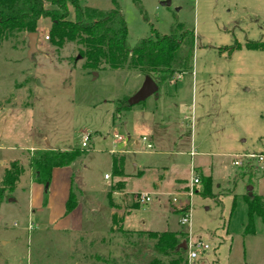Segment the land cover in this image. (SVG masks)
Listing matches in <instances>:
<instances>
[{
  "label": "rangeland",
  "instance_id": "obj_1",
  "mask_svg": "<svg viewBox=\"0 0 264 264\" xmlns=\"http://www.w3.org/2000/svg\"><path fill=\"white\" fill-rule=\"evenodd\" d=\"M112 1L79 4L108 10L114 7ZM114 1L131 46L152 29L168 35L173 23L195 36L191 72L166 82L143 101L160 124L153 151L164 153L155 156L154 166H139V176L124 178L123 196L110 195L119 204L116 218H121L122 230L178 232L185 240L206 244L205 251L193 248L197 258L188 264H264V224L255 218L254 234H242L248 187L264 195V51L244 46L247 41L264 42V0ZM68 11L72 20L70 5ZM49 27L48 18L37 22L31 61L26 58L27 33L0 36V181L11 161L23 166L14 190L1 197L0 264H103L91 262L88 255L90 242L109 236L112 229L108 193L118 179L110 166L111 136H126L123 115L112 121L115 103L130 98L146 77L127 66L83 67L80 46L52 45L45 38ZM84 137L86 147L81 148ZM41 145L81 153L71 165L59 168L66 171L57 179L51 174L50 182L42 183L33 179L26 160L35 151L29 148ZM249 154L262 155V163L242 157ZM236 159L242 165L251 160L255 169L250 180L233 164ZM202 176L211 177L212 197L201 193ZM193 177L199 183L190 188ZM70 191L77 206L66 212ZM135 193L148 194L150 202L138 204ZM63 194L61 215L86 209L80 232L59 231L68 225L63 218L42 224L46 208ZM186 200L190 221L183 226L179 220ZM135 203L138 209H129ZM93 206L98 209L89 212Z\"/></svg>",
  "mask_w": 264,
  "mask_h": 264
},
{
  "label": "trees",
  "instance_id": "obj_2",
  "mask_svg": "<svg viewBox=\"0 0 264 264\" xmlns=\"http://www.w3.org/2000/svg\"><path fill=\"white\" fill-rule=\"evenodd\" d=\"M100 10L81 6L79 0H0V36H8L15 31L38 32L37 22L41 18L50 20L47 31L50 43L62 46L65 42H75L80 46L79 54L84 59L83 67L95 70L100 67L120 69L131 67L151 78L157 87L174 80L184 72H191L195 36L180 23L170 26L168 35H161L152 29L150 36L138 39L133 46L128 42L126 22L116 6ZM73 8V19H69L68 6ZM246 49L264 51V42L247 41ZM127 97L115 103L112 121L119 119L131 106ZM81 151L72 150H35L27 158L28 168L37 182L49 183L52 170L71 165ZM124 154H112V176L118 180L108 193L123 191L127 176L124 172ZM250 180L255 166L251 160L244 162L240 169ZM23 166L16 160L11 161L3 172L0 181V202L5 191L12 192ZM235 174V178H238ZM202 195L212 197L211 177L202 176ZM136 197V195L134 196ZM246 203V222L243 236L254 234V219L264 224V195L253 192L244 196ZM110 207H115L109 201ZM134 204L129 209H138ZM75 206L72 194L66 201V212ZM134 238V239H133ZM187 241L178 232L124 231L121 218L112 215L110 235L90 242L89 260L103 264H188L187 249L181 243ZM103 246V247H101ZM113 248V251H111ZM105 252H104V251Z\"/></svg>",
  "mask_w": 264,
  "mask_h": 264
},
{
  "label": "crops",
  "instance_id": "obj_3",
  "mask_svg": "<svg viewBox=\"0 0 264 264\" xmlns=\"http://www.w3.org/2000/svg\"><path fill=\"white\" fill-rule=\"evenodd\" d=\"M177 78H181V74L178 75L174 80H176ZM140 85H141V83H140ZM140 85L137 87L136 90L139 89ZM122 119L124 120L126 136H129L133 139H137L140 136H146L150 140L152 146H154V143H155V139L153 137L154 132H155V130H157L160 127L159 126L160 124H158L157 118H155L152 107L150 104H146V102L142 101L139 104L132 106L128 111L123 113ZM45 142H46V140H45ZM127 149H128V152L123 153L126 157L124 172L127 176L128 175L139 176L141 174V172L138 170L139 166H150V164H152L151 166H154V164L157 163L155 156L158 154L164 153V152H160V151H153V149H152V151L145 152L144 150H142L143 148L133 146L131 144L127 145ZM33 150H61V151H65V150H69V149H54V148L49 147L48 145H44V146L41 145L38 148L37 147L29 148V151H33ZM110 153H111V155L114 154L111 152V150H110ZM190 154L192 155V153H190ZM27 158H26V160H27ZM110 166H111V162H110ZM64 171H66V170H61L59 168L53 169L52 173H51L52 174V180L57 179V176L60 175V173H62ZM105 176L106 175H104V179H105ZM64 194H65V196L67 194L66 188H65ZM64 194H63V199L60 196L61 200H59V202L57 204L54 203V205H52L51 207L48 206L46 208V210L48 211V216H47V219L45 221H44V219H42V224L50 225L51 223H54L57 218H63V220L67 221L68 225H67V227L59 228V231H68L71 234L74 232H80L81 230H83L85 228L84 224H85V220H86L85 219L86 209H84V207H83V209L81 211L77 207L69 215H61L62 202L65 199ZM70 194H72L71 191L69 192V195ZM112 194H118L120 196L124 195L123 191H115ZM136 194H139V193H135V195ZM69 195H68V198H69ZM72 196H73V194H72ZM74 200H75V198H74ZM109 201H111L115 206L114 208L110 207V203H108L110 210H111L110 216L112 217L113 214L114 215L117 214L119 204H117L113 200H111V197H110ZM76 204L77 203L75 200V206H77ZM84 204H85L84 201L78 202V205H80V206L84 205ZM53 209L56 212H59V213H57L59 215H55V213H53ZM97 209H98V206H93V207H90L88 209V211L89 212H95ZM37 210L43 211V208L39 207V208H37ZM122 213H124V211ZM86 223H87V221H86ZM91 223H92V221H91ZM90 225L88 227L91 229L93 225L92 224H90ZM28 228L32 229V225L29 224Z\"/></svg>",
  "mask_w": 264,
  "mask_h": 264
},
{
  "label": "built area",
  "instance_id": "obj_4",
  "mask_svg": "<svg viewBox=\"0 0 264 264\" xmlns=\"http://www.w3.org/2000/svg\"><path fill=\"white\" fill-rule=\"evenodd\" d=\"M46 39H48V37H45ZM112 153H120L123 154L125 152H128L127 149V145L131 144L133 146H137L140 148H143L142 150H144L145 152H149L153 149V146L150 142V140L146 137V136H140L137 139H133L129 136H121L116 132L112 133ZM86 141H87V137H84L82 142H81V148H85L86 147ZM120 148H117L119 147ZM244 158H250V159H255L257 164L262 163L263 161V156L262 155H254V154H249V155H245L242 156ZM233 164L237 167L242 165L241 160H234ZM105 179H108V176H105ZM199 183V179L197 177H193L190 181L189 187L192 188L194 185ZM192 190V189H190ZM192 196V192L190 191L189 193L187 192V198H191ZM151 198L148 194H143V193H139L136 194L135 197V201L138 204H147L148 202H150ZM179 200L177 198H172V202L176 203ZM187 202L188 200H186L183 204L184 208L181 210V217L179 220V223L181 225H187L189 224L190 221V207L187 208ZM190 206V205H189ZM186 246H187V261L188 262H192V260L197 258V253L195 252V250L193 249L195 246L200 247V249H202V251H205L208 246L206 244H202L200 241L197 242H192L191 240H187L186 241Z\"/></svg>",
  "mask_w": 264,
  "mask_h": 264
},
{
  "label": "water",
  "instance_id": "obj_5",
  "mask_svg": "<svg viewBox=\"0 0 264 264\" xmlns=\"http://www.w3.org/2000/svg\"><path fill=\"white\" fill-rule=\"evenodd\" d=\"M166 6H169V2L164 4ZM27 37V51H26V58L31 61L32 60V55L36 52V42L38 38V33H28L26 35ZM157 85L155 82L149 78L146 77L141 84L140 88L128 99V104L132 107L134 105L139 104L140 102L144 101L151 95H156L157 94ZM47 186V184H46ZM252 187H248V193H251ZM181 248L186 249V242L181 243Z\"/></svg>",
  "mask_w": 264,
  "mask_h": 264
}]
</instances>
